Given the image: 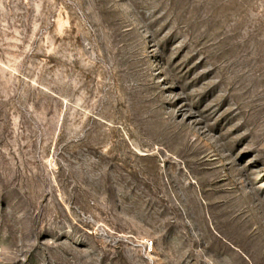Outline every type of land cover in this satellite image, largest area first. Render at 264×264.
Listing matches in <instances>:
<instances>
[{
	"label": "rangeland",
	"instance_id": "1",
	"mask_svg": "<svg viewBox=\"0 0 264 264\" xmlns=\"http://www.w3.org/2000/svg\"><path fill=\"white\" fill-rule=\"evenodd\" d=\"M0 264H264V0H0Z\"/></svg>",
	"mask_w": 264,
	"mask_h": 264
},
{
	"label": "built area",
	"instance_id": "2",
	"mask_svg": "<svg viewBox=\"0 0 264 264\" xmlns=\"http://www.w3.org/2000/svg\"><path fill=\"white\" fill-rule=\"evenodd\" d=\"M148 244L152 245V241H149V243H148Z\"/></svg>",
	"mask_w": 264,
	"mask_h": 264
}]
</instances>
